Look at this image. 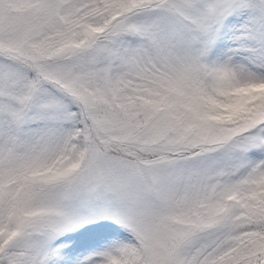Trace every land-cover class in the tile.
<instances>
[{"label":"snow or ice","instance_id":"1","mask_svg":"<svg viewBox=\"0 0 264 264\" xmlns=\"http://www.w3.org/2000/svg\"><path fill=\"white\" fill-rule=\"evenodd\" d=\"M0 264H264V0H0Z\"/></svg>","mask_w":264,"mask_h":264}]
</instances>
